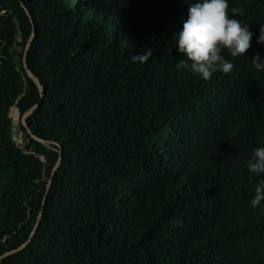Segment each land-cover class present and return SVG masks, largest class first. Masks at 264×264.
Instances as JSON below:
<instances>
[{"label": "trees", "instance_id": "1", "mask_svg": "<svg viewBox=\"0 0 264 264\" xmlns=\"http://www.w3.org/2000/svg\"><path fill=\"white\" fill-rule=\"evenodd\" d=\"M191 2L0 0V258L43 211L2 264H264V201L250 206L264 174L247 167L264 146V70L251 64L264 0H228L253 37L207 81L176 66ZM33 34L43 99L23 64Z\"/></svg>", "mask_w": 264, "mask_h": 264}, {"label": "clouds", "instance_id": "2", "mask_svg": "<svg viewBox=\"0 0 264 264\" xmlns=\"http://www.w3.org/2000/svg\"><path fill=\"white\" fill-rule=\"evenodd\" d=\"M186 8V18L181 17V28L173 34L176 37L175 48L184 56L177 62V68L189 69L206 81L217 71L231 72L234 64L222 52L226 50L231 57L245 56L253 37L250 27L235 18L243 13V9H229L228 0H193ZM258 30L257 43L264 44V23L259 24ZM152 55L153 49L145 46L131 59L144 62ZM251 64L257 70H264V58L258 54L254 55ZM247 167L255 174H264V146L252 149ZM262 201L264 181L256 186L250 206L257 208Z\"/></svg>", "mask_w": 264, "mask_h": 264}, {"label": "water", "instance_id": "3", "mask_svg": "<svg viewBox=\"0 0 264 264\" xmlns=\"http://www.w3.org/2000/svg\"><path fill=\"white\" fill-rule=\"evenodd\" d=\"M27 15L30 16L28 12H27ZM29 18H30V17H29ZM30 19H31V18H30ZM31 22H32V25H33V29H34V31H35V26H34V23H33L32 19H31ZM34 39H35V36H34V34H33L32 37L30 38V41H29V43H28L26 49H25V53H24V57H23V64H24V68H25V70H26V73H27L28 77H29V78H30V79H31V80L37 85L38 90H39L40 95H41V98L43 99V98H44V88H43V85L41 84L40 80H39V79H38V78H37V77H36V76L30 71V69H29V67H28V58H27V57H28V54L30 53V51H31V49H32V46H33V43H34ZM39 108H40V104L34 106V107L31 108L27 113H25V115L22 117V122H23V124H24L25 126H27V120H28V118H29L30 116H32L34 113H36V111H37ZM29 133H31L30 130H29ZM33 138H34L35 140L41 142V143L46 144L45 141H43L42 139H39V138L36 137V136H33ZM59 163H60V161H59V159H58V161H57V163H56L55 167L53 168V171H52V173H51V175H50V178H49V180H48V182H47L46 195L48 194V191H49V189H50L51 178H52V176H53L55 170L57 169ZM46 195H45V198H44L43 206L45 205ZM42 217H43V211L40 213V215H39V217H38L37 224H36V226H35V228H34V231H33L32 235H31L30 240H29L25 245H23L20 249H18L17 251H14V252L8 253V254L4 255L3 257H1V258H0V264H2V261H3L4 259H6V258H8V257H10V256H12V255H15V254L18 253V252L23 251L24 249H26V248L30 245L31 241L33 240L34 236L36 235L37 231L39 230V226H40V223H41Z\"/></svg>", "mask_w": 264, "mask_h": 264}, {"label": "rangeland", "instance_id": "4", "mask_svg": "<svg viewBox=\"0 0 264 264\" xmlns=\"http://www.w3.org/2000/svg\"><path fill=\"white\" fill-rule=\"evenodd\" d=\"M19 52V50H17ZM11 116L13 118V121L17 124L19 122L20 119V115L17 109H13ZM21 136V132H17L16 134V139L18 140V143H22V139L20 138ZM4 174L1 173L0 171V195L2 193V191L5 189V187L8 185V181H7V173L3 172Z\"/></svg>", "mask_w": 264, "mask_h": 264}]
</instances>
